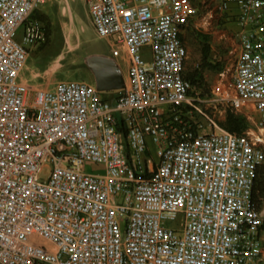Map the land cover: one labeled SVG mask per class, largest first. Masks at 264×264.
<instances>
[{
    "label": "built area",
    "instance_id": "2783aa9c",
    "mask_svg": "<svg viewBox=\"0 0 264 264\" xmlns=\"http://www.w3.org/2000/svg\"><path fill=\"white\" fill-rule=\"evenodd\" d=\"M86 1L99 36L128 60L114 102L85 81L30 86L31 50L47 41L33 15L46 0H0V264H259L264 210L253 192L264 138L213 121L214 132L200 133L189 117L205 116L183 38L198 9L192 0ZM212 2L237 31L217 95L255 111L246 116L262 132L264 0ZM181 215L182 229L170 227Z\"/></svg>",
    "mask_w": 264,
    "mask_h": 264
},
{
    "label": "rangeland",
    "instance_id": "374dc122",
    "mask_svg": "<svg viewBox=\"0 0 264 264\" xmlns=\"http://www.w3.org/2000/svg\"><path fill=\"white\" fill-rule=\"evenodd\" d=\"M192 2L198 9V14L183 32L189 52L187 71L199 67L207 48L210 49L208 62L217 66L218 69L204 71V79L209 87V92L202 96L201 91L196 88L195 97L200 98L198 105L205 116L194 111L189 114V117L195 123L202 125L201 128L198 127L200 133H210L215 131L211 121L222 127L221 123L225 121L227 111L232 109L229 103L217 95V92L219 88L224 90L221 73L226 71L225 80H230V72L227 70L232 69L235 63L237 31L233 24L222 20L220 14L215 10L216 3H213L212 0H192ZM38 12L49 17V22H41L47 33V41L45 45L36 46L31 50L23 74L29 84L34 85L35 88L49 87L50 89L60 81H85L96 84V75L90 66V60L93 58H102L112 62L124 82L127 80L128 60L126 54L122 52L121 56H114L111 39L99 36L92 22L86 0H47L45 4L41 5ZM208 12L213 13L212 19H209ZM23 32L24 26L17 34L18 40H21ZM144 55L147 61L151 59L150 50H145ZM32 71L39 73V77L32 78ZM118 93L120 92L107 94L105 97L113 99L119 95ZM186 111L184 109V112ZM238 113L249 115L251 118H254V114H256L255 111L249 112L248 110ZM249 117L247 119L250 122V129L257 134H262L264 138V131H258L253 120H250ZM258 147L262 151L264 163V140L263 143H258ZM150 148L153 158L158 159L159 147L151 142ZM82 170L99 172L101 169L91 164H85ZM261 210H264V202ZM261 221V227H264V213ZM183 224L181 215L169 223V226L180 230Z\"/></svg>",
    "mask_w": 264,
    "mask_h": 264
},
{
    "label": "trees",
    "instance_id": "16d2710c",
    "mask_svg": "<svg viewBox=\"0 0 264 264\" xmlns=\"http://www.w3.org/2000/svg\"><path fill=\"white\" fill-rule=\"evenodd\" d=\"M42 45H45V43ZM209 53H210V49L207 48L204 51L203 59L199 67L186 72V79H188L195 88L201 91L202 96L205 95L206 92H209V87L207 86L204 79V71L206 69L217 68V66H213L208 62ZM221 126L235 135H242L247 130L250 129V122L244 114L238 113L233 109H229L226 114V119L221 123ZM254 181L255 183H254V192H253V202L256 208L258 210H261L264 202V163L263 162L260 163L256 169L254 175Z\"/></svg>",
    "mask_w": 264,
    "mask_h": 264
},
{
    "label": "water",
    "instance_id": "95a60500",
    "mask_svg": "<svg viewBox=\"0 0 264 264\" xmlns=\"http://www.w3.org/2000/svg\"><path fill=\"white\" fill-rule=\"evenodd\" d=\"M90 66L96 75V85L101 92L123 90L125 85L123 78L112 62L102 58L90 60Z\"/></svg>",
    "mask_w": 264,
    "mask_h": 264
},
{
    "label": "crops",
    "instance_id": "0c3cea01",
    "mask_svg": "<svg viewBox=\"0 0 264 264\" xmlns=\"http://www.w3.org/2000/svg\"><path fill=\"white\" fill-rule=\"evenodd\" d=\"M46 2H47V0H46ZM64 12H65V10H64ZM33 19L34 20H38V21H40V22H49V17L46 15V14H41V13H39L38 11H37V13L34 15V17H33ZM22 28V27H21ZM20 28V29H21ZM20 29L18 30V32L20 31ZM18 32H17V34H18ZM27 67V66H26ZM26 70V69H25ZM24 74V73H23ZM31 75H32V78H35V77H39V73H37V72H35V71H32V73H31ZM45 75H46V73H45ZM47 76V75H46ZM26 80V79H25ZM28 83H29V81L28 80H26ZM124 81V80H123ZM127 82H128V78H127V80L124 82V85L126 86L127 85ZM30 86H32L34 89H36L35 88V86L34 85H31V84H29ZM36 87H39V86H36ZM39 88H42V87H39ZM121 91V90H120ZM120 91H112V92H106V93H104V98L106 99L107 97H105V95H107V94H116L117 92H120ZM119 94V93H118ZM118 96V95H117ZM109 101H111V102H114V100L116 99V97H113V99H111V98H107ZM260 234H261V237H262V239H263V243H264V227H261L260 228ZM262 262H264V258H263V260L259 263V264H261Z\"/></svg>",
    "mask_w": 264,
    "mask_h": 264
}]
</instances>
